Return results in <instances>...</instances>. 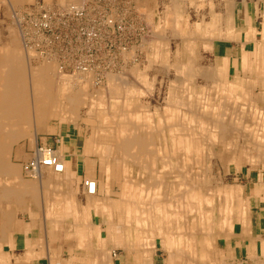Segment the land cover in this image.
I'll use <instances>...</instances> for the list:
<instances>
[{
  "label": "bare ground",
  "instance_id": "1",
  "mask_svg": "<svg viewBox=\"0 0 264 264\" xmlns=\"http://www.w3.org/2000/svg\"><path fill=\"white\" fill-rule=\"evenodd\" d=\"M242 7L257 23L246 32ZM0 11V264L23 232L14 211L30 204L48 220L25 224L36 235L22 264L61 222L49 264H264V0H0ZM133 11L156 23L145 30ZM137 26L140 45H113ZM112 56L122 64L103 70ZM72 129L76 168L46 142ZM84 156L99 177L80 176Z\"/></svg>",
  "mask_w": 264,
  "mask_h": 264
},
{
  "label": "crops",
  "instance_id": "2",
  "mask_svg": "<svg viewBox=\"0 0 264 264\" xmlns=\"http://www.w3.org/2000/svg\"><path fill=\"white\" fill-rule=\"evenodd\" d=\"M242 17H243L242 18V31L243 32H246L248 30L249 24H251L253 26L257 25V23H255V21L252 20V17H250V23L249 24L244 21L245 17L247 18L248 16H246L245 9L243 10V7H242ZM249 47L251 48V45H247V48H249ZM64 133H66V132H64ZM46 142L51 144L52 147H54L56 149L61 148L65 153H68V157L73 158V164H74L73 168H76L78 166V160L81 161V159H80L81 157L79 158L78 155L83 156V154H84V151H83L84 148L82 147L83 146V138H81V136H79L78 133L76 131H74V129H72L70 134L66 135V137L64 135H61V131L59 133L49 134V136L46 138ZM40 143H44V141L40 140ZM67 145L70 148L71 153L67 149ZM93 158H95V157L94 156L82 157L84 162H83V165L79 168V174L82 178H86L92 173H94L96 177H99V175L101 173V168L97 162H95V163L90 162V160H92ZM245 174H246V170H245ZM73 187H75V186H73ZM118 191L119 190L117 187L113 188L112 192H111L112 196H118ZM98 192H100V193L102 192V184L101 183L98 186ZM30 205H31V208L33 210L31 214L28 212L23 213L21 210H20V212L19 211L16 212V210L14 211V214H13L14 218L18 219L17 223L19 224V226L21 227V229L23 231V232L16 234L15 246L12 247L10 244L4 243L2 248H1V250L3 249L2 252L5 253V256H8L11 258L10 264H22L23 255H25L24 252L26 253V251H28L27 250L28 246L32 245L33 239H35L34 236L36 234H33L35 232V230L33 231L31 228H28L27 226H25V224L30 223L32 225V223L34 222V221H32V216H34V215L37 218L43 217L44 221L48 220L46 218L47 215L44 213V206L43 205H42V208H43L42 211L43 212L42 211L38 212L37 207H35L33 204H30ZM0 216L6 218L8 215L6 212V214H5L6 217H5L3 212L1 211ZM93 219H94V222H96V223H99L101 221V218L97 213L94 214ZM63 225H64V223L61 222L59 228H54V229L49 228L46 231V238L48 239L49 244L44 247L45 250H41V248L37 247L35 249V254H34L35 256L32 257V259L28 262V264H49V263H47V261H49L48 258L51 259V253H50L49 249L52 247H56L58 243H61L63 241L62 240V227H63ZM107 226L108 225H103L101 227L102 231L105 232V229L109 227V226L108 227ZM74 253H78L76 249H74V250L69 249L68 252L66 253V255L71 256ZM12 256H13V258H12ZM15 257H17V258L15 259ZM18 259H20V261H19L20 263L17 262Z\"/></svg>",
  "mask_w": 264,
  "mask_h": 264
},
{
  "label": "rangeland",
  "instance_id": "3",
  "mask_svg": "<svg viewBox=\"0 0 264 264\" xmlns=\"http://www.w3.org/2000/svg\"><path fill=\"white\" fill-rule=\"evenodd\" d=\"M117 9H119V11L121 12V11H123L122 10V7H118ZM0 12H3V11H0ZM120 12L118 13V15H116V16H121V17H123V19H122V23L121 24H118V22H114V23H116V26L118 27L117 28V30L118 31H116L117 33H118V36L120 37L121 36V31L119 30L121 27H122V24L124 23V21H125V19H126V14H125V16H123L122 14V12H121V14H120ZM133 15L134 16H136V17H138L139 19H136V24H138L139 26H142V24L144 25V28H145V30H147L148 28L149 29H151V27L156 23V20H155V17L153 16V13H152V11H149V12H147V13H144V12H139V11H133ZM238 15H237V19H238V21L240 20V18H241V12H238L237 13ZM1 16H3V15H1ZM103 16H106L105 14L103 15ZM128 17V16H127ZM101 19H99V21H100ZM120 20V19H119ZM119 20H117V21H119ZM76 24H82V21H79V20H71V25H76ZM99 26H101V27H110V26H106V24L105 23H103V22H100L99 24H98ZM139 26H137L136 27V32L134 33V34H132V35H129V36H131V39L130 38H128V37H126L124 40H121V38H119V41L120 42H122L121 44H119L120 42L117 40V42L115 43V44H113L114 46L115 45H118V46H123V44H125V45H127V44H132V42L134 41V45H140L142 42H143V31L142 32H140V30H139ZM71 27H73V26H71ZM75 27H77L76 29V32H75V30H72V32H71V34H70V37L72 38V39H74V40H77V37H78V31H80L81 29L83 30V28H81L80 26H75ZM50 32V31H49ZM87 33L88 32H83V38H86L87 36ZM120 33V34H119ZM106 43V42H105ZM104 43V44H105ZM107 43H110V44H112V43H114V42H111V41H107ZM116 47V46H115ZM226 47H228V44L226 43V44H224V47L223 48H226ZM138 48V47H137ZM223 48H221V52L223 53ZM105 49V48H104ZM115 49V48H114ZM140 50V49H139ZM207 56H208V59L210 58L209 56V52L207 51V50H204L203 51ZM107 60L106 61H104L103 60V58H100V64H101V66H102V68H103V70L105 69V68H108V69H111L112 68V66H114V65H121L122 63H121V57L120 56H112V60H111V62H110V60H109V57H107L106 58ZM114 59H115V61H114ZM112 65V66H111ZM120 67V66H119ZM117 69V68H116ZM159 81H160V79H159ZM159 85H160V87H162L163 89H165V87H164V84H162V83H159ZM161 85H163V86H161ZM158 99L159 100H161L162 99V97L160 96V95H158V93H154V94H151L150 96H149V99L147 98V100H149V101H151V102H153L154 104H156V103H158ZM255 173V172H254ZM253 173V176L254 177H256V173L254 174ZM240 174H242V181H245V179H246V177H245V169L243 168V169H241L240 170ZM242 257H243V255H242Z\"/></svg>",
  "mask_w": 264,
  "mask_h": 264
}]
</instances>
